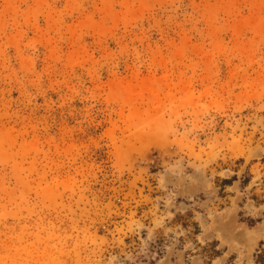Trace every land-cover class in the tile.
<instances>
[{
	"label": "rangeland",
	"instance_id": "obj_1",
	"mask_svg": "<svg viewBox=\"0 0 264 264\" xmlns=\"http://www.w3.org/2000/svg\"><path fill=\"white\" fill-rule=\"evenodd\" d=\"M0 264H264V0H0Z\"/></svg>",
	"mask_w": 264,
	"mask_h": 264
}]
</instances>
